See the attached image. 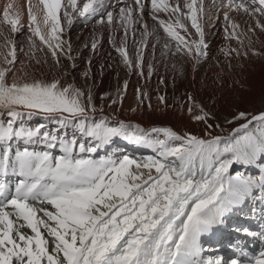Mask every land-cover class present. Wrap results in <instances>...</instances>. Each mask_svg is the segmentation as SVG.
I'll return each mask as SVG.
<instances>
[{
	"label": "snow or ice",
	"instance_id": "obj_1",
	"mask_svg": "<svg viewBox=\"0 0 264 264\" xmlns=\"http://www.w3.org/2000/svg\"><path fill=\"white\" fill-rule=\"evenodd\" d=\"M211 6L222 9L216 22L223 44L215 57L206 40L205 0H28L26 31L15 3L4 7L0 264H264V228L237 229L261 246L249 253L235 245L237 255L227 262L205 256L201 242L251 200L264 203V109L237 110L221 124L186 91L174 106L199 132L146 128L118 117L127 79L114 96L100 97L110 114L97 106L88 83L91 58L83 86L66 79L77 59L66 32L79 19L94 25L86 49L99 54L107 34L116 62L143 81L133 113L170 107L157 88L153 108L147 91L161 69L160 85L169 72L174 81L190 74L195 81L211 62V100L237 67L264 60V0H212ZM18 35L26 36V48L18 47ZM34 118L44 122L30 126ZM115 138L152 154L99 155Z\"/></svg>",
	"mask_w": 264,
	"mask_h": 264
},
{
	"label": "bare ground",
	"instance_id": "obj_2",
	"mask_svg": "<svg viewBox=\"0 0 264 264\" xmlns=\"http://www.w3.org/2000/svg\"><path fill=\"white\" fill-rule=\"evenodd\" d=\"M10 2L15 3L16 10H18L21 13V22L24 24L26 31L28 25V17H27L28 0H0V16H2L4 7ZM211 2L212 0H205L206 11L210 13L213 10L211 6ZM217 2H219V0H217ZM36 3H38V0H32V4H36ZM214 11L215 12L217 11L214 20L215 28L212 27L213 22L209 23L210 24L209 27L207 28L205 27L206 40L209 44L210 55L213 57L218 55V50L223 44V33L220 30L222 25L220 22H216V17L221 14L222 9L214 10ZM210 13L208 15L212 14ZM149 23L151 22L149 21ZM93 27L94 25L91 22L86 24L82 20L78 19L73 23L71 28L67 30L65 38L71 41L74 49L73 54L76 55L77 59H76L75 69H72L70 66L67 68L68 75L66 76V79L70 82L74 81L75 83H77L78 86H83L84 80L81 76V73L87 68V65L85 63L86 59L91 58L92 59L91 79L88 81V83L90 85H93V87L96 89V92H101V93L111 92L112 94L115 95L117 88L123 84L125 79H127L129 82V88L127 91V95L123 100V103L131 102L132 100L134 101L135 89L140 84H142L143 81H140L135 74L131 76L127 75L123 67L116 62L115 54L112 53L111 46L107 40V34H105L103 47L100 49L99 54L93 55L88 49L84 47L86 43L90 42V39L93 34ZM261 38L264 39V37ZM16 39H17L18 47L21 45H23L25 48L27 47L25 35H18ZM37 43H39V41H37ZM256 46L260 47L259 43ZM110 53H112V55H109ZM21 58H23L22 54H21ZM102 65L104 66L103 70L101 68ZM108 65L111 66L109 67ZM17 67H19V65H17ZM202 67L204 68L203 69L200 68L198 74H196L195 81L192 80L191 74L187 79L178 77L174 81L172 73L169 72L166 74V84L164 85H160L158 83L159 75H165L164 70L161 69L158 75L152 77L151 81L148 84L147 91L151 95V102L153 108H155L156 106L157 88H159L161 94L166 95L170 107H168L164 111L158 109L156 111H152L145 107L143 110H139L131 115L129 114L130 116L128 117L130 118V120L136 121L142 127H146V128L152 126H157V127L170 126L174 130L179 132L189 131V130L194 132H199L200 131L199 127L189 122L187 117L184 116L182 112L179 110V108L175 107L174 105L176 104L177 101L181 100L184 97L186 91L193 92L198 99L206 96L209 98V95L211 94V80L208 79V77L214 75L212 71V64L211 62H209L204 64ZM237 70L235 74L232 76V78L227 81L224 90L222 92L217 91L215 96H213L212 98L218 101L219 104L223 105L224 108H226V103H227L226 99L230 101L231 99H234L235 94H239L240 86L243 80L246 81V85L249 90H253V91L255 90L256 92H259V90H261L264 92V90L261 89V87L264 86L260 87L262 83L264 84V60L253 58L252 61L246 62L244 64L243 69H239L238 71ZM45 74H49L47 73V70H45ZM206 79L208 82L207 88L204 86V81ZM234 81H238V83H233ZM229 85H231L232 87L230 88ZM170 95L171 97H173L172 102H170L169 99ZM243 98L244 100H247L248 97L247 98L243 97ZM108 112L105 111V114H110ZM0 118H4V117L0 116ZM35 121H37V123L38 121L39 123L44 122L40 118H34L32 121L29 122L30 126H33L35 124ZM48 127L51 129V128H55L56 126L54 125L52 127L50 126ZM67 131L69 135H71L72 129L69 128ZM112 146H114V143L112 144ZM135 147L136 146H134V148ZM139 149H140V151L138 152L139 158H142L144 154H148L151 152V150L141 146H139ZM252 204H254L255 206L256 209L255 213L249 211L246 215L242 216V218L240 217L241 215L240 214L239 217L234 218V220L230 215L228 218H226L225 222L222 225L218 226V229L213 234H209L202 237L201 242L205 248V252H210L212 250L215 252L218 251L217 256L223 257L225 260L227 254H223L222 252H220V250H225V243L229 239H231V242L227 243V247H226L229 248L230 246L238 245V243L241 242L240 240H243L240 235L235 236L232 235V233H230L232 232L231 231L232 226L237 224V226L239 225V229L247 228L251 231H255L254 227L251 226L253 224L255 226L259 225V221L257 219L264 217L262 215V213L264 212L262 211V209H264V203H260L258 200L253 199L248 204L243 205L240 209H243L244 210L243 212L246 213V209L248 208V206ZM261 222H262V226H264V220ZM249 237L250 236H248V238ZM215 244H218L217 248L213 247ZM260 246H261L260 241L258 239L252 238L249 247L245 249V251H248L249 253L258 252L259 251L258 248H260Z\"/></svg>",
	"mask_w": 264,
	"mask_h": 264
},
{
	"label": "rangeland",
	"instance_id": "obj_3",
	"mask_svg": "<svg viewBox=\"0 0 264 264\" xmlns=\"http://www.w3.org/2000/svg\"><path fill=\"white\" fill-rule=\"evenodd\" d=\"M214 10H217V9L213 8V10L211 11L212 14L210 12L206 11V20H205V27L206 28L210 26L209 23L214 22V20H215V15L217 14V11L215 12ZM209 13L211 15H208ZM253 64H255V63H253ZM203 68L204 67H201V69H203ZM237 69L239 70L240 68L237 67L236 70ZM242 83H241V86H240L239 94H235L234 99H231L230 101H228L226 99V101H227L226 108H224L223 105L219 104L218 101H216L214 99L210 100L207 96L206 97H202L203 99L202 98L199 99L205 104V106H206V108L208 110L213 111L215 113V115L217 117V120L213 121V122H219V123L223 124L224 118L225 117L230 118V113H233V112H235L237 110H247V111L252 112V113L255 114L259 110L264 109V92L261 91V90H259V92H256L255 90L254 91L253 90H249L247 85H246V81L245 80H243ZM261 86H264V84L262 83L260 85V87ZM261 89L264 90V87H261ZM92 93H93V96L95 98V103L97 104V106L99 107L100 104L103 103L105 105V111L106 112L109 111L108 113H111L112 110L107 107V101L106 100L105 101H101L100 97L103 96L104 94H109V95H112V96H114V94H112L111 92H102V93L101 92H96V89L94 87H92ZM243 97H245V98L248 97V98H247V100H244ZM172 98L173 97H171V95H170L169 96L170 102L173 101ZM174 100H176V99H174ZM132 101L123 103L121 106H119L120 110L118 111L117 114H118V117L120 119H123L126 122L130 121L132 123H137L136 121L130 120V118L128 117L131 114H133V112L130 110V106L133 107V108L136 107L135 102L134 101L132 102ZM37 124H39V121H38V123H37V121H35V124L33 126H36ZM48 126L52 127L54 125L49 124ZM113 143H114V146H112ZM112 144L108 145L104 150H102V152H100L99 155H102V154L103 155H124V154H127L130 157H132V158H137V159L139 158L138 157V152L140 151L139 146H136V145H133L131 143H128V142H126V141H124V140H122L120 138H115L112 141ZM134 146H136L137 148L136 147L134 148ZM116 149H117V151H116ZM151 154H152L151 152L148 153V154H144L142 156V158L146 157V155L148 156V155H151ZM139 159H141V158H139ZM252 174H258V173L253 172ZM252 205H253L252 207H255L254 204H252ZM249 208H251V205L248 206V208L246 209V213L243 212L244 211L243 209H238L237 211L232 213L231 216H232L233 220H234V218L239 217L240 214H241L240 217L242 218V216L246 215L249 211H251V210L248 211ZM262 215L264 216V212L262 213ZM237 229H239V225L237 226V224H236V225L232 226V230H231L232 232H230V233H232V235H235V233H239L237 231ZM217 245L218 244H215L213 247L217 248ZM204 255H206V256H208V255L217 256L218 255V251L215 252V251L212 250L210 252H205Z\"/></svg>",
	"mask_w": 264,
	"mask_h": 264
}]
</instances>
